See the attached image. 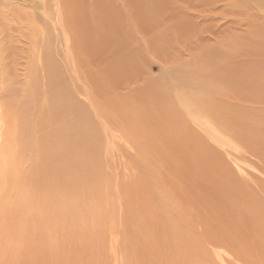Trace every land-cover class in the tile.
Here are the masks:
<instances>
[{
    "label": "rangeland",
    "instance_id": "374dc122",
    "mask_svg": "<svg viewBox=\"0 0 264 264\" xmlns=\"http://www.w3.org/2000/svg\"><path fill=\"white\" fill-rule=\"evenodd\" d=\"M0 264H264V0H0Z\"/></svg>",
    "mask_w": 264,
    "mask_h": 264
},
{
    "label": "bare ground",
    "instance_id": "6f19581e",
    "mask_svg": "<svg viewBox=\"0 0 264 264\" xmlns=\"http://www.w3.org/2000/svg\"><path fill=\"white\" fill-rule=\"evenodd\" d=\"M61 79V78H60ZM59 87V86H58ZM63 88V87H62ZM55 89V88H54ZM60 89V88H58ZM56 92V90H54ZM63 92L58 91V96H59V105H58V110H62L65 113L69 112L71 109L76 107V104L73 100V98H69L68 96H66L65 94V90L62 89ZM57 93V92H56ZM61 94V95H60ZM64 94V95H63ZM72 99V101H71ZM78 108V107H77ZM86 125V124H85Z\"/></svg>",
    "mask_w": 264,
    "mask_h": 264
}]
</instances>
